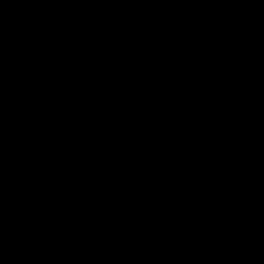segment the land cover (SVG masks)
<instances>
[{
  "label": "water",
  "instance_id": "water-1",
  "mask_svg": "<svg viewBox=\"0 0 264 264\" xmlns=\"http://www.w3.org/2000/svg\"><path fill=\"white\" fill-rule=\"evenodd\" d=\"M262 239L264 0H0V264Z\"/></svg>",
  "mask_w": 264,
  "mask_h": 264
}]
</instances>
